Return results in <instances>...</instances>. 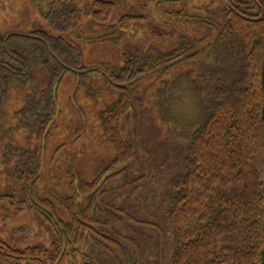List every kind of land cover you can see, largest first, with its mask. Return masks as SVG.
I'll use <instances>...</instances> for the list:
<instances>
[{
  "label": "trees",
  "instance_id": "16d2710c",
  "mask_svg": "<svg viewBox=\"0 0 264 264\" xmlns=\"http://www.w3.org/2000/svg\"><path fill=\"white\" fill-rule=\"evenodd\" d=\"M208 2L199 15L174 12L185 23L205 25L202 37L181 33L168 52L150 46L140 54L128 48L122 64L99 65L106 70L101 76L104 85L116 96L100 111L102 135L112 145L114 157L98 161L105 163L100 170L97 166L92 180L69 173L68 196L54 192L50 198L38 190L43 148L60 113L57 92L64 77L71 74L81 85L98 69L84 66L80 50L63 36L34 31L0 38V134L9 96L16 90L21 101L13 120L38 145L21 157L10 143L7 156L16 160V177L32 193L31 202L21 204L38 211L55 230L48 248H18L0 239V264H264V1L221 0L217 23L215 15L211 18L216 12L214 0ZM114 8L112 1H96L92 18L105 23ZM76 12L55 11L50 18L54 28L64 32L68 28L62 19ZM143 19L125 15L119 29L124 34L132 21ZM213 32L216 39L202 46ZM15 39L41 48L43 85L27 56L12 48ZM204 55L203 65L197 67ZM184 61L194 62L196 68L169 77ZM201 71L211 87L199 84ZM151 77H157L159 86L144 90L152 93L148 105L157 110L168 134L162 139L153 130L147 145L154 147V153L145 152L139 159L136 142L124 139L116 124L131 114L141 121L143 100L134 89L137 82ZM158 144L166 147L168 158L158 153ZM30 152L33 162L27 157ZM158 157L172 162L163 172L176 175L162 189L163 203L157 207L155 202L152 216L153 210L147 211L151 192L148 196L144 186L152 185L162 170L158 168H163L155 164ZM133 161L139 164L135 169L130 166ZM138 188L136 213L126 201ZM5 197L0 194V199Z\"/></svg>",
  "mask_w": 264,
  "mask_h": 264
},
{
  "label": "rangeland",
  "instance_id": "374dc122",
  "mask_svg": "<svg viewBox=\"0 0 264 264\" xmlns=\"http://www.w3.org/2000/svg\"><path fill=\"white\" fill-rule=\"evenodd\" d=\"M96 1L115 3L114 11L105 23H97L92 18ZM208 1L190 0L184 3V1L171 2L170 0H0L1 39H6L11 35H30L34 31H45L53 36H63L80 50L84 66L98 69L94 74L90 73L87 78H83L81 85L76 77L67 74L58 87L57 103L60 113L53 119L54 125L50 129L46 145L44 143L38 182V190L43 196L51 198L54 192L68 196L69 173L80 175L83 180H92L97 166L99 165L98 170H100V165L114 157L112 145L102 135L104 128L101 125L100 111L108 105V102L114 101L116 96L109 93L104 85L105 80L101 76L106 70L99 68V65L108 62L115 65L122 64L123 54L128 48L138 49L140 54H146L144 50L150 46L156 47V52L170 51L172 46L178 43L181 33L194 38L202 37L206 32L205 25L185 23L184 19L179 18L174 12L178 10L183 11V15H199L200 7L208 4ZM212 8L216 12L212 13L211 18L215 15L213 20L217 23L221 15V0H214ZM61 9L77 10L76 13H70L67 18L62 19L63 24L65 23L68 28L64 32L56 30L50 19L55 11ZM125 15L144 17V19L132 21L130 30L122 34L119 23ZM216 33L213 32L212 36L206 37L202 46H207L209 42L216 39ZM12 48L27 56L32 65V73L43 85V76L40 74L43 72L44 55L41 48L27 45L18 39L12 41ZM205 58V55L198 58L197 67L199 63L203 65ZM193 64L184 61L172 69L168 75L170 77L175 72L185 71L189 67L196 68ZM200 73L202 79L199 84L203 88L207 85L211 87L212 82L206 81L205 72ZM156 78H144L135 85V95L141 96L140 100H143L141 121L131 114L130 119L124 118L116 124L124 139L135 141L138 145L134 143L139 159L145 152L154 153L152 150L154 147L147 145L151 142L150 140L147 142L148 138L151 139L152 135H155L153 130H156L157 134L161 133L162 139L168 134V129L160 122L157 110L153 109L154 106L151 104L148 105L152 102L149 98L152 95L151 91L147 93L144 91L149 85L151 87L153 84V89L159 86V83L155 81ZM79 87L80 89H77ZM32 88H35V85ZM16 92V90L11 91L9 96V105L6 109L7 118L0 134V194L7 195L0 199V239L18 248L29 245L48 248L55 239V230L38 211L21 204L23 200L30 203L32 193L27 183L16 177V160L7 156L10 143L17 148L15 152L20 154L17 156L21 157L24 155L23 151H34L38 145L35 140L29 139L26 130L18 129L16 125L19 122L13 120L14 109L21 101ZM135 107L138 108L136 104ZM148 134L151 135L148 136ZM142 146H145V149ZM158 146V153L165 154L168 158L165 152L166 147H161L159 144ZM58 148L61 149L56 152ZM32 155L34 154L30 152L27 157ZM101 158H105L106 161L98 163ZM158 159L159 161L155 164L156 166L163 165V168H158L162 170L158 171L159 175L156 176L155 181L151 182L152 185L149 183L144 186L148 196L151 192L150 207L147 211L153 210V213H150L152 216L155 212V202H157V207L158 204L160 207L163 203L162 189L167 187L168 181L176 175V171L163 172L165 167L172 166V162L159 157ZM33 161L31 157L30 162ZM142 163L145 168L149 167L144 160ZM136 165H139L138 161H133L130 166L135 169ZM171 169L174 170L173 167ZM139 190V188L134 190L130 202L119 197L121 206L125 205L126 201L129 204L127 207H133L137 213L140 207L139 199H134L138 197ZM60 213L63 214L61 210ZM136 213L135 215L138 216ZM153 219H157V216ZM159 223L163 225L162 220Z\"/></svg>",
  "mask_w": 264,
  "mask_h": 264
}]
</instances>
